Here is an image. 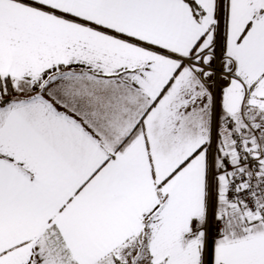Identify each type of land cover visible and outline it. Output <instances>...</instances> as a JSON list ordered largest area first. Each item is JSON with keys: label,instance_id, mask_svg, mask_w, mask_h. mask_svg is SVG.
<instances>
[{"label": "snow or ice", "instance_id": "obj_1", "mask_svg": "<svg viewBox=\"0 0 264 264\" xmlns=\"http://www.w3.org/2000/svg\"><path fill=\"white\" fill-rule=\"evenodd\" d=\"M0 264H264V0H0Z\"/></svg>", "mask_w": 264, "mask_h": 264}]
</instances>
